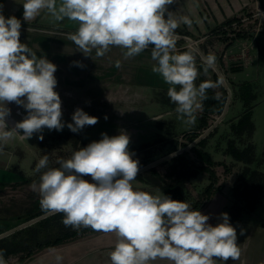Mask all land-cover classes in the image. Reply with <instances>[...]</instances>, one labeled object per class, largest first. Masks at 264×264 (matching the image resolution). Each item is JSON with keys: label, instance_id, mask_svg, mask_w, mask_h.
Masks as SVG:
<instances>
[{"label": "clouds", "instance_id": "obj_1", "mask_svg": "<svg viewBox=\"0 0 264 264\" xmlns=\"http://www.w3.org/2000/svg\"><path fill=\"white\" fill-rule=\"evenodd\" d=\"M174 2L24 0L22 4L25 22L42 11L57 22H76V31L67 38L85 56L95 50L96 57H104L112 47H118L123 50V58L130 59L151 46V60L155 62L152 72L169 85L167 96L176 105L178 119L194 124L207 90L217 84L204 81L197 86V50L177 49L176 29L180 24L191 27L193 20L187 15L177 18L168 11ZM21 27V20L6 18L0 5V151L10 140H28L36 133H41L39 139L43 140L45 128L62 131L65 127L62 100L55 91L57 66L21 42ZM216 59L213 54L201 56L205 73L215 68ZM115 66L119 68L121 61L117 60ZM10 102L23 106L27 115L6 130V118L11 113L6 105ZM72 121L67 127L77 133L85 126L96 125L98 118L78 108ZM101 137L74 151L70 158L58 160L59 167L49 168L47 155L39 159L35 171H45L39 184L34 182L31 188L38 192L42 210L63 214L66 227L114 234L116 243L108 254L111 264H154L157 260L224 264L230 258L239 260L237 232L227 213H221L222 222L213 226L210 215L185 201L134 189L139 161L129 151L130 136L122 130L118 135L102 133ZM84 176H90L93 182ZM62 259L57 256V264ZM0 264H7L2 250Z\"/></svg>", "mask_w": 264, "mask_h": 264}, {"label": "rangeland", "instance_id": "obj_2", "mask_svg": "<svg viewBox=\"0 0 264 264\" xmlns=\"http://www.w3.org/2000/svg\"><path fill=\"white\" fill-rule=\"evenodd\" d=\"M21 33H26L25 38H27L32 37L30 35L36 32H30L26 28H21ZM35 36L41 35L37 33ZM48 37L42 38L44 40L42 42V48H45V50L40 54L35 52L38 57L44 56L52 63L55 61V65H57L56 61L57 59L59 60L61 56L56 53L53 54V48H59L60 45L63 44L58 41L54 43V41L50 40V42H52L51 45H44L45 42H48ZM187 44L189 47L195 49L199 48L202 52H204V50L208 51L204 52L205 55L211 54L207 46V41L203 44L200 42L197 44L187 42ZM238 45L239 44L236 43L231 46L227 54L237 55L240 52V47ZM28 47L33 50L32 45L28 44ZM219 54L220 51L213 54L217 58L216 66L220 70L222 78H224L231 88L232 98L225 118L203 139L206 141L204 151L208 152L213 162L211 168L216 174L215 186L222 187V191L218 193L224 195L228 201L231 202V206L234 201V187L240 181V177H242L244 173V168L249 167L252 171H258L264 175V53L259 56L258 60H255L253 66L249 70L244 69L235 72L233 75L231 74L232 79L238 82V85L236 84L237 86H239V83L243 84L249 82L253 90L252 93L255 96V99L249 105V107H252V121L254 123V132L251 137H249L248 134L238 136L233 132L232 125L238 122L246 106L245 102L237 96V87L235 88L233 86L234 84L230 82L231 79L229 81L226 75L228 71H226V68L221 66V63L218 61ZM64 57L66 58L64 64L65 68L54 73V75H56V73L58 74L55 76L58 81L55 91L58 92L62 100V119L65 124L63 130L49 131L45 128L42 133L44 137L43 140L39 139L41 133H36L28 140H20L17 138L3 145L2 152L4 153H2L1 157L3 166L1 165L2 172L0 173V179L9 181L11 178L16 179L19 176V178L22 177L25 181H29L25 182L29 187L25 189L26 195L23 201H21L20 197L18 198L17 204H19V210L9 207L10 204L2 206L0 209V230L13 227V225H15L14 222L17 223L41 213L42 208L39 203L40 196L37 191L32 190L31 185L34 182L39 184V177L41 173L45 171V169H42L40 173L35 171L36 164L43 156L47 155L49 157V168L59 167L57 164L58 160L68 159L74 151L79 150L81 147H86L93 141H98L102 138V133L114 136L118 135L123 130L130 136L129 151L133 153V159L139 161V170L179 150H185L183 153H186L187 159L192 166L197 168V166L201 164L194 151V149H198L199 147L197 145V140L200 135L204 134L208 128L214 125L215 121L220 118L221 114H214L209 117V120L207 119L204 121V116L199 117L196 112L195 123L186 124L181 119H178L175 111L176 105L170 101L166 93H157L153 95L151 93L150 95L146 94L145 97L140 98L141 93L128 90L122 84L111 86L107 85L110 83H103L105 86L101 87L102 77H83L79 69L74 70L76 66L73 67V70H69L70 75L68 76L70 57ZM200 62L201 56L197 51L196 66H198ZM90 67L96 70L98 66L92 63ZM92 73L94 74L95 71ZM214 74H216L214 69H209L206 73V77L210 82L217 84L213 89L221 94L223 85L221 82L220 84L216 82ZM166 98H168V100ZM6 106L11 110L10 115L6 118V126L7 123H9L13 128L18 122V120L14 118L15 116H17L20 121L23 120L20 116L24 114L21 115L20 108L23 109L26 115L27 111L23 106L17 105L14 102H10ZM78 108L82 109L90 116L97 117L98 123L94 126H85L79 132L74 133L69 130L67 124L73 123L72 115ZM105 116H107V119H105ZM207 121L208 126L203 128L202 126L205 125ZM12 128L7 126L6 130H11ZM21 134H23L22 130ZM195 135H199V137H195ZM232 140L236 142L241 150L247 149L251 145L254 147V161L251 164L246 165L236 160L228 153L227 148ZM192 162H194V164ZM5 165H8L9 168H14V170H19L16 169L17 167H21L22 169L19 170L20 173L14 170L5 171ZM155 168L161 176L164 177L170 170V165L165 161L156 165ZM21 172L23 173L22 175ZM145 172L148 173V170L138 175L141 176ZM83 178L89 182H93L90 176H84ZM166 182L171 183L172 180L167 179ZM132 183L136 190L145 191L153 195L161 193L167 195L160 188L139 180L138 178ZM211 183L212 180L210 179L209 173L203 170L199 171L196 177L191 178L186 183L184 192L186 202L193 206L197 201H202L203 191L211 185ZM8 191L11 190L8 189ZM257 195L259 197V203L254 211L244 212L242 218L237 222H233L236 224L232 225L237 232L238 246L240 249L243 248L242 250L246 249V252L240 255L239 260L233 261L230 258L228 261L224 262V264H243V262H245V264H264V251L258 250L259 244L264 243V235H262L264 231V192L262 194L257 193ZM8 196V198H11L10 195ZM6 199L7 197H4V199H0V201L2 203H9ZM207 204L205 206H207ZM37 223L13 233L15 235L12 234L9 236L6 239V244L23 243V248H25L23 255L25 256L28 252L38 249L39 244L53 241L57 236H63L66 231V229H64V232H61L58 228L53 226V223H51V226H47L45 223ZM70 228L74 229L72 227ZM75 230L79 232L77 238H84L92 235L91 233L83 235L84 227ZM242 230L243 234H241ZM106 236L110 238L114 236V238H116L114 234H106ZM245 245H247V247ZM154 264H169V262L157 260ZM218 264H222V262L218 261Z\"/></svg>", "mask_w": 264, "mask_h": 264}, {"label": "crops", "instance_id": "obj_3", "mask_svg": "<svg viewBox=\"0 0 264 264\" xmlns=\"http://www.w3.org/2000/svg\"><path fill=\"white\" fill-rule=\"evenodd\" d=\"M23 2L24 0H0L3 15L6 18L10 16L17 17L21 20V28H26L30 32H36L35 34L39 33L41 35L35 36V34H33L30 35L32 37L25 38L26 33H21L20 36L22 43L32 45L33 51L39 54L45 50V48H42V42L44 41L42 39L43 37L51 35L48 37V42H45L44 45H51L52 42H50V40L54 41V43L58 41L63 44L60 45L59 48H53V54L56 53L61 56L60 59L56 61L57 71L65 68L64 64L66 58L64 56H68L70 57L68 71L73 70V67L76 66L74 70L79 69L83 77H102L101 87L105 86L103 83H110L107 85L111 86L122 84L128 90L141 93L140 98L145 97L146 94L150 95L151 93L152 95L157 93L167 94L169 85L164 83L162 78L151 70L152 65L155 63L151 60V46L140 55L130 59H124L122 54L123 50L118 47H112L104 57H96L95 50L90 53L91 57L85 56L80 52V49L67 38L69 33L76 31L78 27L76 22L67 19L57 22L48 15L46 11H42L34 20L25 22L23 19ZM168 11L173 12L177 18L187 15L193 20L191 27L180 24L176 29L177 35L189 37L193 41L195 40L194 42L196 43L200 42L203 44L207 41V46L211 54L220 51L218 61L221 63V66L226 68V71H228L226 75L229 81L231 79L230 82L234 84L238 82L232 79L231 74L233 75L237 71H233L232 67L239 68V71L244 69L249 70L253 66L255 60H258L259 56L264 53V13L261 14V12H264V0H175L172 5L168 6ZM242 18H248V20L243 22ZM234 19L237 21L232 22L230 26L219 31L220 27ZM234 23L239 24L235 26ZM222 31H225V33H222ZM239 33L245 34L246 36L241 38L236 37ZM187 42L189 41L178 38L177 49L180 52L187 50L189 48ZM236 43L239 44L240 52L237 55H228L227 51ZM204 52L208 51L204 50ZM117 60L121 61V66L119 68L115 66ZM76 62H79V65L82 66H79ZM92 63L97 64L98 67L96 70L90 67ZM93 71H95L94 74L92 73ZM57 75L56 73L55 76ZM69 75L70 71L68 72V76ZM195 83L198 86V78ZM166 99L168 100V98ZM20 110L21 115L24 114L20 117L24 119L26 113L23 109L20 108ZM197 113L199 117L203 116V103L202 108L197 110ZM14 118L20 122L17 116ZM7 126H9V123H7ZM2 153L4 152L0 151V173L2 172ZM16 169L20 170L22 168L17 167ZM4 170H14V168H9L8 165H5ZM19 170L14 171L20 173ZM22 174L21 172V175ZM25 182L29 181H25L22 177L19 178V176L16 179L11 178L9 181L0 179V199L7 197L6 200L9 202L2 203L0 201V209L2 206L10 204L9 207L19 210V204H17L18 198L20 197L21 201H23L26 195L25 189L29 187ZM8 189L11 191H8ZM8 195H10L11 198H8ZM224 197L225 196L220 193L215 194L208 202L207 206L200 210L202 214L210 215L209 223L213 226L222 222V219H220L221 213L228 214V207L231 202ZM34 216L17 223L13 221L15 225H13V227L1 229L0 234L18 227L33 219ZM230 223L232 225L234 224L232 222ZM262 235H264V231ZM8 237L3 239H7ZM111 238L102 232H98L53 247L33 250L31 257L26 258L23 262H21V258L27 256L23 255L25 248H22L16 254L4 255V258L7 264H57V256L63 257L60 264H111L108 254L114 249L116 243V238H114V236H111ZM245 246L247 247V245ZM242 249L241 254L246 252V249ZM258 250L264 251V243L259 244ZM243 264H245V262H243Z\"/></svg>", "mask_w": 264, "mask_h": 264}, {"label": "trees", "instance_id": "obj_4", "mask_svg": "<svg viewBox=\"0 0 264 264\" xmlns=\"http://www.w3.org/2000/svg\"><path fill=\"white\" fill-rule=\"evenodd\" d=\"M237 21L236 19L227 22L225 25L219 28V31L223 30V28L228 27L231 25L232 22ZM225 30V29H224ZM216 33V32H215ZM222 33H225V31ZM246 36L245 34H237L236 37L241 38ZM228 40V38H227ZM200 75L198 76V86L201 82L209 81L206 77V73L203 70L202 62H200L197 66ZM233 71H239V68L232 67ZM214 79L218 84H220V79L217 74H214ZM232 83V82H231ZM234 84V83H233ZM237 90V96L242 99L245 102V110L240 115L239 120L237 123H234L232 125L233 132H235L236 135L242 136L244 134H248L249 137L252 136L254 132V123L252 121V107H249L250 103L255 99V96L253 95V90L251 87V84L249 82L239 84L237 86L236 84L233 85ZM222 93L219 94L216 90L213 88H209L207 90V99L203 100V116L204 121L209 119L211 115L214 114H221L224 110L225 104L227 102V91L225 88L222 87ZM241 94V95H240ZM208 121L203 125L202 127L208 126ZM195 137H199V135H195ZM205 139H202L198 141V149H194L197 159L200 161V166L194 167L187 159L186 153L180 154L175 156L174 158L166 161V163H169L170 170L167 172V174L163 177L161 174L156 170V168H151L148 170V173H144L143 175H137L136 178L139 180H142L144 182H147L149 184H152L158 188H160L165 194L170 196L173 200L178 201H185L184 198V192L186 183L191 178H194L197 176L199 171L203 170L210 175V179L212 180L211 185H209L205 190L203 191V199L202 201H197L192 208L195 210H201L213 197L215 193L221 192L222 187L215 186L216 181V174L215 171L211 168L213 165L212 160L210 159V155L208 152L204 151L205 147ZM254 147L251 145L247 149H239L236 142L233 140L230 141L227 151L229 154H231L236 160L241 161L245 163L246 165L251 164L254 161L253 155H254ZM194 164V162H192ZM244 173L242 177H240V181L238 184L234 187V201L233 204L228 207V215H229V222H237L239 221L244 212L247 211H254L257 204L259 203V197L257 193H263L264 192V175L259 173L258 171H252L249 167L244 168ZM167 179L172 180L171 183H167ZM263 180V182H262ZM45 211L41 210V213L37 214L35 217L41 216L45 214ZM63 214H54L51 215L41 221H39L37 224H43L47 226H51V223H53V226L58 228L61 232H64V229L66 231L64 232L63 236L60 237L57 236L55 240L53 241H47L44 244L38 245V250H42L46 247H53L62 243H65L70 240H74L79 236V232L75 229H71L70 227H66L62 223ZM61 226V227H57ZM95 234L98 233L96 231H93L91 228H84L85 234ZM15 235V234H13ZM6 239L0 240V250L3 251V254L10 255V254H16L23 248L22 244H6ZM9 243V242H8ZM33 254L32 251L28 252L27 256L24 258H21V262L25 261L26 258L31 257Z\"/></svg>", "mask_w": 264, "mask_h": 264}, {"label": "water", "instance_id": "obj_5", "mask_svg": "<svg viewBox=\"0 0 264 264\" xmlns=\"http://www.w3.org/2000/svg\"><path fill=\"white\" fill-rule=\"evenodd\" d=\"M178 38L185 39V40L189 41L190 43L194 44L193 43V40L190 39L189 37H186V36H178ZM196 50L198 51V53L200 54V56H206L204 54V52H202L199 48H197ZM214 71L218 75V77L220 79V82L222 83L223 87L225 88V90L228 93L227 102L225 104V107H224L223 112L220 115V118H218L215 121V124L212 125V126H210L208 128V130L204 134L200 135V137L198 138L197 141H200L201 139H203L214 127L217 126V124L219 122H221L225 118V116L228 113L229 106H230V101H231V98H232V90L229 87V85L226 83V81L224 80V78H222V74H221L220 70L217 68L216 65H215ZM184 151L185 150H179V151H176V152H174V153H172V154H170V155H168V156H166L164 158H161L160 160H157V161H155V162L147 165L146 167L140 169L139 172H138V174L141 173V172H144L146 170H149L151 168H155L156 165H158V164H160L162 162H165L167 160H170V159L174 158L175 156L182 154ZM51 215H54V213L46 212L45 214H43L41 216H38V217H35V218H33V219H31V220H29V221H27V222L19 225L18 227L14 228V229H12L10 231H7V232H5L3 234H0V240L3 239V238H6L8 236H10L11 234H13V233H15V232H17L19 230H23L25 228H28V227L34 225L35 223H37V222H39V221H41V220H43V219H45V218H47V217H49Z\"/></svg>", "mask_w": 264, "mask_h": 264}, {"label": "built area", "instance_id": "obj_6", "mask_svg": "<svg viewBox=\"0 0 264 264\" xmlns=\"http://www.w3.org/2000/svg\"><path fill=\"white\" fill-rule=\"evenodd\" d=\"M262 13H264V12H261V14H262ZM247 20H248V18H242V21H243V22H245V21H247ZM238 24H239V23H238ZM238 24H237V23H234L235 26H237ZM193 43H194V44H197V43L194 42V41H193Z\"/></svg>", "mask_w": 264, "mask_h": 264}, {"label": "bare ground", "instance_id": "obj_7", "mask_svg": "<svg viewBox=\"0 0 264 264\" xmlns=\"http://www.w3.org/2000/svg\"><path fill=\"white\" fill-rule=\"evenodd\" d=\"M8 127H9V128H12L10 124H9V126H8Z\"/></svg>", "mask_w": 264, "mask_h": 264}]
</instances>
